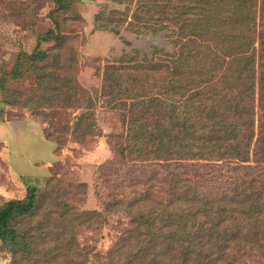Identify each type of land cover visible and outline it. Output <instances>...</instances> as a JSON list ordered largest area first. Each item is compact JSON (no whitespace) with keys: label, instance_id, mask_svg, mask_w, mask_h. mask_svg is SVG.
Wrapping results in <instances>:
<instances>
[{"label":"trees","instance_id":"16d2710c","mask_svg":"<svg viewBox=\"0 0 264 264\" xmlns=\"http://www.w3.org/2000/svg\"><path fill=\"white\" fill-rule=\"evenodd\" d=\"M48 1L53 27L2 69L1 101L39 110L58 132L42 128L55 152L62 133L80 144L106 137L133 163L132 177L122 191H98L101 208H79L54 175L2 200L8 263L264 264V0ZM97 1V28L164 32L170 48L105 59L93 96L78 80L77 45L61 24L82 22L78 5ZM69 108L77 112L67 119ZM54 110L64 119L54 121ZM106 113L119 131L103 132ZM112 164L98 165L105 183ZM113 216L123 227L98 253L97 234Z\"/></svg>","mask_w":264,"mask_h":264},{"label":"rangeland","instance_id":"374dc122","mask_svg":"<svg viewBox=\"0 0 264 264\" xmlns=\"http://www.w3.org/2000/svg\"><path fill=\"white\" fill-rule=\"evenodd\" d=\"M100 2L80 3L78 10L83 16L82 22L61 24L62 31L74 36L73 44L77 45L78 80L93 96L98 93L96 72L105 59L132 48L140 51H148L151 45L170 48L164 32L156 35L116 34L97 28L93 19L101 8ZM51 7L52 3L48 0H0V73L2 69L14 67L21 52L33 49L38 33L53 27L47 16ZM23 83L29 85L27 79ZM16 86L15 82L13 87ZM54 111L57 112L53 116L54 121L64 119L61 110ZM65 111L67 119L77 112L70 108ZM38 112L20 105L5 104L0 94V202L20 196L27 185L43 186L48 177L54 175L64 179L72 200L79 208H101L98 191L106 197L109 191H122L123 184L131 182L132 173L128 171L133 163L122 162L106 137H95L80 144L71 140L69 133H62L63 141L58 145L59 149L53 151L54 143L45 138L42 128L55 134L58 132ZM99 124L104 133L119 131V122L111 113L99 116ZM108 160H113L114 164L110 166L109 180L105 183L99 178L98 165ZM210 174L215 173L206 176L211 177ZM78 184L85 185L78 187ZM103 184L112 187L105 189ZM122 221L121 216H113L98 232V253L102 254L114 242L117 231L123 227ZM88 234L80 237L81 242L89 241ZM9 257V254L0 251V264H9Z\"/></svg>","mask_w":264,"mask_h":264},{"label":"crops","instance_id":"0c3cea01","mask_svg":"<svg viewBox=\"0 0 264 264\" xmlns=\"http://www.w3.org/2000/svg\"><path fill=\"white\" fill-rule=\"evenodd\" d=\"M48 164H50V162Z\"/></svg>","mask_w":264,"mask_h":264}]
</instances>
